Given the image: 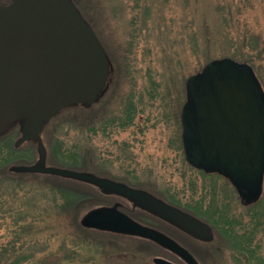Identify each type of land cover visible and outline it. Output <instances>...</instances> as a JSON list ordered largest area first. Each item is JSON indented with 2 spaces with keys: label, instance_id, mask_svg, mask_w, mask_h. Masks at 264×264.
Segmentation results:
<instances>
[{
  "label": "rangeland",
  "instance_id": "rangeland-1",
  "mask_svg": "<svg viewBox=\"0 0 264 264\" xmlns=\"http://www.w3.org/2000/svg\"><path fill=\"white\" fill-rule=\"evenodd\" d=\"M72 1L104 46L109 60L108 87L95 103L83 105L85 111L60 113L51 123L47 137L43 135L46 147L53 136L65 148L78 152L81 162L71 169L145 190L196 217L190 208L197 207V202L208 203L213 198L223 201L244 225L252 223L250 229H256L254 248L264 258V189L257 206H243L226 178L207 174L186 161L181 138L185 82L208 62L229 57L249 63L264 89V0ZM129 106L134 108V116L129 124L121 125ZM88 119L99 123L106 119L116 121L107 129L89 133ZM12 128L20 131L19 124ZM46 164L65 167L51 164L48 153ZM66 179L72 185L84 186L79 180ZM22 184L24 192L29 193L23 203L33 213V184L48 190L52 180L30 177ZM81 188L90 193L78 210L81 223L89 211L120 202L138 221L183 245L199 264H239L231 245L212 226V238L202 240L131 201L103 193L95 186V191ZM24 192L20 194L23 196ZM49 225L58 235L52 243L55 253L46 256L51 261L66 254L67 248L61 245L63 240L69 242L73 228L64 218H53ZM0 231L4 237L1 240L6 242V226ZM104 232L110 245L108 254H95L93 264H157V258L188 264L152 240Z\"/></svg>",
  "mask_w": 264,
  "mask_h": 264
},
{
  "label": "water",
  "instance_id": "water-1",
  "mask_svg": "<svg viewBox=\"0 0 264 264\" xmlns=\"http://www.w3.org/2000/svg\"><path fill=\"white\" fill-rule=\"evenodd\" d=\"M109 60L99 37L72 0H11L0 3V135L20 125L15 146L37 143L33 164L12 171L43 173L86 182L131 201L202 240L209 224L153 194L126 183L46 164L42 133L65 108L91 105L108 87ZM182 143L186 161L226 177L242 205L256 203L264 185V89L246 62L224 57L208 62L186 82ZM121 203L84 215L86 228L139 236L180 255L195 257L167 234L133 219ZM157 264H175L163 258Z\"/></svg>",
  "mask_w": 264,
  "mask_h": 264
},
{
  "label": "trees",
  "instance_id": "trees-1",
  "mask_svg": "<svg viewBox=\"0 0 264 264\" xmlns=\"http://www.w3.org/2000/svg\"><path fill=\"white\" fill-rule=\"evenodd\" d=\"M83 107V105H76L62 112L83 111ZM134 113L133 107H127L126 121L121 125L129 124ZM53 120L43 132L46 137ZM88 120L89 133H94L98 128L107 129L111 123L116 121L106 119L100 121V123L103 122L100 125L99 120ZM19 133L17 128H12L0 135V230L6 226L8 231L6 242L1 240L4 237L0 235V264H93L95 254L101 253L100 255L106 256L107 247L110 245L104 239L103 234L107 232L83 226L78 211L84 200L90 197V193L81 187H88L94 191L96 188L84 182H79L84 186H75L70 183V180L56 175L12 171L14 165L30 164L38 157L37 144L33 141H27L19 147L15 146ZM49 138L51 141L46 144L51 164L77 168L81 162L78 152L72 148H65L64 144L53 136ZM30 177H33V180H52V184H48L50 187L48 190H43V187L33 184V197L31 198L33 213H30L23 203L24 197L29 193L24 192L22 183ZM21 192H24L23 196ZM254 206H257V203L249 207ZM190 209L210 224L219 236L228 241L235 251L237 263L264 264V258L258 255L255 250L257 247L254 248L256 229H250V225L253 226L252 223L244 225L243 221L238 220L230 211L228 204L213 198L208 203L201 200L197 202V207ZM53 218L66 219L72 226L73 232L68 235L69 242H66L68 237H65L66 240H63L64 243L61 245V248H67L66 254L48 261L46 256L55 253V250L52 252V243L58 236L49 225V221ZM258 224L260 225V222ZM26 250H30L31 253L26 254ZM32 257L33 263H31Z\"/></svg>",
  "mask_w": 264,
  "mask_h": 264
},
{
  "label": "flooded vegetation",
  "instance_id": "flooded-vegetation-1",
  "mask_svg": "<svg viewBox=\"0 0 264 264\" xmlns=\"http://www.w3.org/2000/svg\"><path fill=\"white\" fill-rule=\"evenodd\" d=\"M121 198H122V197H121ZM123 199H124V198H123ZM124 200H126V199H124ZM126 201H128V200H126ZM121 209H122L123 211H126L125 208H124V206H122V205H121ZM144 211H146V210H144ZM147 212H148V211H147ZM129 215H131V214L129 213ZM131 216H132V215H131ZM132 217H133V216H132ZM133 218H134L135 220H137L135 217H133ZM137 221H138V220H137Z\"/></svg>",
  "mask_w": 264,
  "mask_h": 264
}]
</instances>
